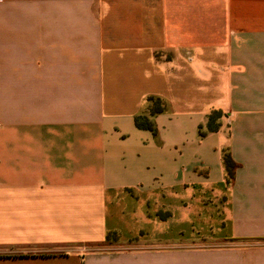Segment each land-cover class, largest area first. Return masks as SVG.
Wrapping results in <instances>:
<instances>
[{"label":"crops","instance_id":"1","mask_svg":"<svg viewBox=\"0 0 264 264\" xmlns=\"http://www.w3.org/2000/svg\"><path fill=\"white\" fill-rule=\"evenodd\" d=\"M231 254L264 264V0H0V264Z\"/></svg>","mask_w":264,"mask_h":264},{"label":"trees","instance_id":"2","mask_svg":"<svg viewBox=\"0 0 264 264\" xmlns=\"http://www.w3.org/2000/svg\"><path fill=\"white\" fill-rule=\"evenodd\" d=\"M149 100L151 101V104H152L151 109H150V114H154V113L159 112L161 110L160 99L150 98ZM220 114L221 113L218 111L211 112L207 117V122L204 126V129H203V127L199 126L198 134L200 136H203L207 131H216L219 127V123L217 122V120L220 117ZM135 123H136V126H138L139 128H144V129H148L152 132H155V128H154L152 122L149 121L147 116L136 117ZM223 163H224V167H225L228 178H231L232 177L233 163H232V160L230 159L229 155L226 153H224V155H223Z\"/></svg>","mask_w":264,"mask_h":264},{"label":"rangeland","instance_id":"3","mask_svg":"<svg viewBox=\"0 0 264 264\" xmlns=\"http://www.w3.org/2000/svg\"><path fill=\"white\" fill-rule=\"evenodd\" d=\"M156 216H158L159 218L161 217H164L165 213H164V210H158L155 212ZM117 242V239L115 236H112L110 235L107 239V243L108 244H111V243H116ZM101 250H113L114 248H119V247H100ZM124 248V247H122ZM130 248V247H128ZM183 248H186L188 251H194V250H197V251H201V252H204L203 255H201V257L199 258V260L203 261V262H206V263H211L212 262V259L211 257H213V255L211 254V251H215L217 249H227V248H230V249H240L241 250H256V249H259V247H183ZM245 248V249H243ZM191 254H188V263L190 262H193L194 259L192 256H190ZM232 255V258L234 257L235 259L238 257L236 256V254H231ZM244 257V255H243ZM258 257V256H257ZM237 261H241L243 264L244 262L241 260V258L238 257ZM256 262V261H255ZM255 262H251L250 264H256Z\"/></svg>","mask_w":264,"mask_h":264}]
</instances>
